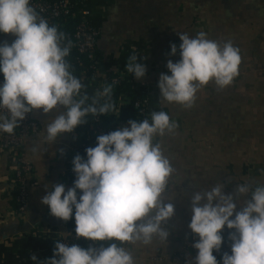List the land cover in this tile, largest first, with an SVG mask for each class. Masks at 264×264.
I'll list each match as a JSON object with an SVG mask.
<instances>
[{
  "label": "clouds",
  "instance_id": "1",
  "mask_svg": "<svg viewBox=\"0 0 264 264\" xmlns=\"http://www.w3.org/2000/svg\"><path fill=\"white\" fill-rule=\"evenodd\" d=\"M0 32L16 38L0 44V132L12 134L26 115L34 110L56 115L45 123L43 138L51 144L63 133H71L87 123L115 112L113 84H105L91 97L67 60L71 41L65 33L41 17L30 0H0ZM180 59L168 60L171 73H161L160 97L168 103L191 108L201 87L213 82L218 89L231 85L239 74L241 56L231 41L223 44L199 32L195 36L178 33ZM169 55L177 54L176 44ZM126 71L137 80L146 74L138 56L128 57ZM115 83V82H113ZM61 107L64 111H60ZM130 127L99 135L95 147L86 149V159L73 160L76 179L65 190L51 185L41 198L50 214L68 221L74 216L75 235L96 243L87 249L55 240L53 257L37 264H135L125 245H150L154 238L167 241L166 225L175 214L171 197L164 194L175 169L164 155L156 136L172 133L177 124L165 111H153L151 118L129 120ZM62 152V150H61ZM219 182L191 196L192 247L195 264H218L213 251L221 249L222 230H229L231 254L225 252L222 264H264V184H237L233 194H225ZM80 195L78 197V191ZM241 201L237 211L235 200ZM118 242V243H117Z\"/></svg>",
  "mask_w": 264,
  "mask_h": 264
},
{
  "label": "crops",
  "instance_id": "2",
  "mask_svg": "<svg viewBox=\"0 0 264 264\" xmlns=\"http://www.w3.org/2000/svg\"><path fill=\"white\" fill-rule=\"evenodd\" d=\"M84 7L98 20L97 77L108 72L131 76L134 90L147 96L153 110L167 112L177 124L172 133L154 138L175 169L164 194L172 198L164 202L175 206L166 225L170 235L167 241L154 238L150 245L125 247L132 251L135 264H195L197 251L190 247L193 233L188 227L193 192L222 182L225 194L235 197L239 183L264 184V0H85ZM199 32L221 44L231 41L239 49V74L222 90L213 82L201 87L191 108L168 103L160 97V74L170 75L168 60H179L178 33ZM15 38L0 32V44H11ZM171 44L177 46L175 56L169 55ZM132 54L146 66L140 80L126 71ZM97 77L81 79L90 97L101 87ZM127 104L124 97L115 106L122 111ZM30 113L38 130L22 151L33 169L23 215L13 204L15 160L0 152V264H37L32 255L38 261L51 258L53 242L67 234L63 220L52 216L41 198L51 185L70 188L65 173L72 156V132L52 144L46 142L45 123L55 110ZM249 199L251 193L235 200L237 211L241 201Z\"/></svg>",
  "mask_w": 264,
  "mask_h": 264
},
{
  "label": "built area",
  "instance_id": "3",
  "mask_svg": "<svg viewBox=\"0 0 264 264\" xmlns=\"http://www.w3.org/2000/svg\"><path fill=\"white\" fill-rule=\"evenodd\" d=\"M85 2V0H83ZM31 6L35 8L37 13L45 18L48 22L58 19L61 16H67L70 14V10L75 7V4L70 0H30ZM83 17H91V13L85 7L80 10ZM83 18L72 31V33L66 34L65 43L71 41L72 47L71 51H75L78 54H84L87 58L92 59L93 53L96 46V41L99 35V30L94 26L92 22ZM180 59V57H179ZM131 77V76H130ZM132 78V77H131ZM0 80L4 82V76L0 73ZM116 79L113 78L111 82H115ZM105 81H101V85H104ZM140 98L133 102V107L137 110L138 114L144 119L151 118V113L153 110L149 105V99L144 93L140 92ZM121 108H115V112L108 114V123H102L99 118H95L91 125V129L87 132L84 142L76 148L72 149V156L68 161V166L65 173V179L71 185L76 179L75 173L73 172V158L79 154L86 159V149L89 147H95L97 144V137L99 135L108 134L112 131L118 130L119 128L129 127L123 125L119 121V114ZM108 124V125H106ZM38 130L37 123L31 118V113L26 115V118L20 122V126L17 127L12 134L6 132H0V152H7L15 160V167L12 177L13 189L15 192L14 200L17 205L16 213L18 215H23L27 208V197H28V178L33 172L32 167L23 158V146L26 140L36 134ZM74 153H77L74 155ZM235 231L229 230L226 226L222 230V235L224 237L221 249L219 251H213V255L218 258V262H222V256L225 252L231 254V244L232 241L229 240V232ZM56 240H61L62 242L68 243L70 246L72 244H77L82 248L87 249L89 246L98 247L96 243L106 242H93L87 240L86 238H76L75 231L68 232L65 236L59 237ZM194 237L192 236L190 247H192ZM55 248V245H54ZM53 248V252H54ZM197 251V250H196ZM218 255V257H217Z\"/></svg>",
  "mask_w": 264,
  "mask_h": 264
},
{
  "label": "trees",
  "instance_id": "4",
  "mask_svg": "<svg viewBox=\"0 0 264 264\" xmlns=\"http://www.w3.org/2000/svg\"><path fill=\"white\" fill-rule=\"evenodd\" d=\"M70 1L75 4V7L70 10V14L67 16H61L60 18L49 22L50 25L57 26L58 30L65 33V35L68 33H72L75 27L80 22H82L83 18H85L80 13V10L84 8L83 0H70ZM85 19L92 22L94 26L99 30L97 19L93 17H86ZM93 55H94L93 58L90 59V58H87V56L84 54H78L75 51H70V55L67 57V60L70 63L71 70L76 77L80 79H92L94 77H97V63H98L99 57L96 53V50H94ZM97 78L99 81L104 80L105 81L104 85L113 84V102L115 104L121 98H124V97L128 100L127 106L124 109H122L118 117L119 121L123 125L130 127V125L127 123L129 120H136L138 122L144 120V118L140 116L137 110L133 107V102L136 101L138 98H140V94L134 90L133 81L129 75H119L117 73L108 72L104 76H100ZM113 78L116 79L115 83L111 82ZM104 85H101L100 87L101 90ZM149 105L151 109L153 110L152 105L151 104ZM98 118L102 121V123L109 122L108 115H100ZM94 119L95 118L89 116L87 119V123L78 125L72 131V137H73V142H74L72 145L73 148L79 147L84 142L85 136L87 132L91 129V125ZM76 154L77 153H74V155ZM72 186L73 184L70 185V187ZM77 191H78V197H79L80 191L79 190ZM13 195H15V192H13ZM13 204L16 209L17 205L15 203V200H13ZM63 224L66 227L68 232L75 231L76 224H75L74 216L70 218L68 221L63 220ZM54 245H55V241L52 244L51 250H53Z\"/></svg>",
  "mask_w": 264,
  "mask_h": 264
}]
</instances>
